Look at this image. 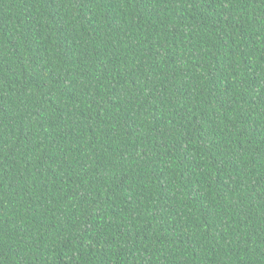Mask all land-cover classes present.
I'll use <instances>...</instances> for the list:
<instances>
[{"label": "trees", "instance_id": "16d2710c", "mask_svg": "<svg viewBox=\"0 0 264 264\" xmlns=\"http://www.w3.org/2000/svg\"><path fill=\"white\" fill-rule=\"evenodd\" d=\"M0 264H264V0H0Z\"/></svg>", "mask_w": 264, "mask_h": 264}]
</instances>
